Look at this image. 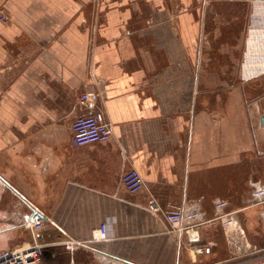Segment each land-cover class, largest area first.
<instances>
[{"label": "crops", "instance_id": "1", "mask_svg": "<svg viewBox=\"0 0 264 264\" xmlns=\"http://www.w3.org/2000/svg\"><path fill=\"white\" fill-rule=\"evenodd\" d=\"M1 14L0 250L30 243L37 209L38 241H79L43 264H264V130L242 94L264 93V0H0ZM82 90L100 93L109 139L72 144ZM190 205L203 253L164 218Z\"/></svg>", "mask_w": 264, "mask_h": 264}, {"label": "built area", "instance_id": "2", "mask_svg": "<svg viewBox=\"0 0 264 264\" xmlns=\"http://www.w3.org/2000/svg\"><path fill=\"white\" fill-rule=\"evenodd\" d=\"M0 19L5 20L6 16L1 14ZM99 95L100 93L96 90H82L78 93V105L87 108L89 112L75 117L71 122V142L73 145L105 141L110 138V123L106 120L104 113L96 108ZM261 127L264 130V114ZM121 181L130 192L138 191L144 185L143 178L134 168L125 171ZM251 197L254 203L264 202V184L254 188L251 192ZM215 207L217 210H222L225 207V201H218ZM148 208L152 211L158 209L154 199L148 201ZM194 208L195 205H190L180 211H169L164 214V218L171 231L179 237L184 236L193 252L203 253L207 250V247L202 244L200 234V226L204 221L200 219L199 212ZM262 212H264V206ZM216 217L221 219L222 226H228L235 222L231 212H221ZM44 219L43 213L39 210H31V213L25 219L24 227L28 229L32 242L24 246L0 250V264H43V259L48 261L58 253L59 246L66 250H72L74 245L79 243V241H74L73 239L56 242L38 241L37 233L41 229ZM107 230V224L102 223L98 228L97 236L106 237ZM63 264H74V262L70 258L69 261Z\"/></svg>", "mask_w": 264, "mask_h": 264}, {"label": "rangeland", "instance_id": "3", "mask_svg": "<svg viewBox=\"0 0 264 264\" xmlns=\"http://www.w3.org/2000/svg\"><path fill=\"white\" fill-rule=\"evenodd\" d=\"M245 100H250L249 102L244 103L245 110L251 111L254 110L258 113L259 125L260 124V117L264 114V93H242ZM226 100V98H225ZM256 133V130H253ZM30 239V243L32 242L31 236H28ZM10 247V246H8Z\"/></svg>", "mask_w": 264, "mask_h": 264}, {"label": "water", "instance_id": "4", "mask_svg": "<svg viewBox=\"0 0 264 264\" xmlns=\"http://www.w3.org/2000/svg\"><path fill=\"white\" fill-rule=\"evenodd\" d=\"M263 122V116L260 117V124L262 125ZM25 222V221H24Z\"/></svg>", "mask_w": 264, "mask_h": 264}]
</instances>
